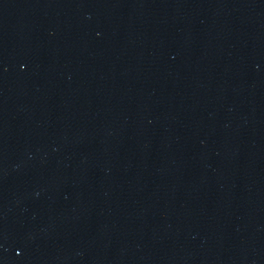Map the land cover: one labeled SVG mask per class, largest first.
Listing matches in <instances>:
<instances>
[{
  "label": "water",
  "instance_id": "obj_1",
  "mask_svg": "<svg viewBox=\"0 0 264 264\" xmlns=\"http://www.w3.org/2000/svg\"><path fill=\"white\" fill-rule=\"evenodd\" d=\"M0 264H264V0H0Z\"/></svg>",
  "mask_w": 264,
  "mask_h": 264
}]
</instances>
